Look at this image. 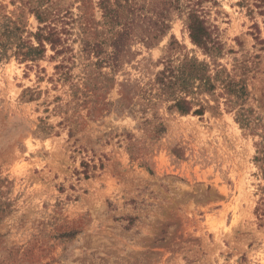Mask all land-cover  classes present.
<instances>
[{
    "label": "rangeland",
    "instance_id": "374dc122",
    "mask_svg": "<svg viewBox=\"0 0 264 264\" xmlns=\"http://www.w3.org/2000/svg\"><path fill=\"white\" fill-rule=\"evenodd\" d=\"M46 4L61 43L23 56ZM109 7L0 0L26 41L0 48V264H264L257 136L236 120L264 123V0ZM192 8L219 54L191 41ZM203 62L214 88L181 87Z\"/></svg>",
    "mask_w": 264,
    "mask_h": 264
},
{
    "label": "trees",
    "instance_id": "16d2710c",
    "mask_svg": "<svg viewBox=\"0 0 264 264\" xmlns=\"http://www.w3.org/2000/svg\"><path fill=\"white\" fill-rule=\"evenodd\" d=\"M100 3L104 6L107 11H112L109 7V0H100ZM39 6V5H38ZM50 5L46 4L44 6H39L33 9L34 15L39 23H43L41 27H38V30L33 33V37L37 42L34 45L30 42L26 45V50L23 53V56H30L34 58L36 55L45 52V44H49L52 49L61 43L60 31L56 28L54 21L56 19L53 17V14L49 10ZM195 9L192 8L188 14V30L191 41L202 48L206 53L215 52V54L220 53V44L219 41L215 40L208 28L204 25L202 19L195 13ZM5 19H8L5 16ZM3 22L0 23V48L5 51L9 44L15 43L16 47L21 49L25 46L26 41L22 40L20 37L16 36L17 27ZM206 69L207 74L199 75V72ZM208 64L203 62L199 64L198 68L192 66L179 81L181 87H185V82L187 79L200 78L203 81L204 85H208L209 88L213 89L214 84L210 83L211 76L208 73ZM213 79L217 80V75ZM221 87L224 89L229 98V102L236 103L239 98L245 94V87L240 85L236 87L230 79L225 77L220 79ZM174 106L178 111L182 113H188L191 110V102L186 100V98H180L175 101ZM202 109L194 110V113L200 114ZM236 120L242 127H248L251 133L257 136V139L254 141L255 152L253 156V161L256 164L259 170V176L264 182V123H260L257 118L251 119L243 113V108L240 107L236 111ZM260 196L257 200V204L254 208L255 213H258L260 216L264 214V183L260 185Z\"/></svg>",
    "mask_w": 264,
    "mask_h": 264
}]
</instances>
